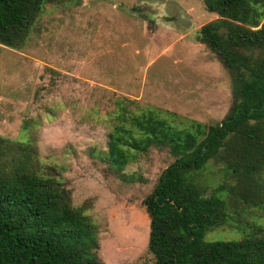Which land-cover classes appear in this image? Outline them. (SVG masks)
I'll use <instances>...</instances> for the list:
<instances>
[{
    "label": "rangeland",
    "instance_id": "rangeland-1",
    "mask_svg": "<svg viewBox=\"0 0 264 264\" xmlns=\"http://www.w3.org/2000/svg\"><path fill=\"white\" fill-rule=\"evenodd\" d=\"M215 18L203 0H53L22 49L0 44V135L29 133L42 161L57 166L97 226L105 264H153L143 201L175 160L169 147H151L113 167L106 154L118 111H155L184 128L220 123L231 110L232 72L198 40ZM200 181L206 196L233 184L215 162ZM226 212L206 240L264 235V204L229 199Z\"/></svg>",
    "mask_w": 264,
    "mask_h": 264
},
{
    "label": "trees",
    "instance_id": "trees-1",
    "mask_svg": "<svg viewBox=\"0 0 264 264\" xmlns=\"http://www.w3.org/2000/svg\"><path fill=\"white\" fill-rule=\"evenodd\" d=\"M52 1L0 0V44L22 49ZM203 1L217 18L201 26L198 40L232 72L230 112L220 123L181 128L155 111H118L106 158L120 169L151 147H169L175 158L143 201L153 264H264V235L205 239L225 219L229 199L264 204V0ZM210 162L233 184L206 196L200 176ZM58 171L29 133L0 135V264H105L95 222L73 204Z\"/></svg>",
    "mask_w": 264,
    "mask_h": 264
},
{
    "label": "crops",
    "instance_id": "crops-1",
    "mask_svg": "<svg viewBox=\"0 0 264 264\" xmlns=\"http://www.w3.org/2000/svg\"><path fill=\"white\" fill-rule=\"evenodd\" d=\"M195 17L197 18L198 22H201L203 19H206L204 15L200 16L198 13H195ZM207 19H209V18H207Z\"/></svg>",
    "mask_w": 264,
    "mask_h": 264
}]
</instances>
